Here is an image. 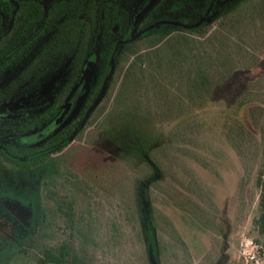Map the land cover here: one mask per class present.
Returning <instances> with one entry per match:
<instances>
[{
  "label": "rangeland",
  "instance_id": "obj_1",
  "mask_svg": "<svg viewBox=\"0 0 264 264\" xmlns=\"http://www.w3.org/2000/svg\"><path fill=\"white\" fill-rule=\"evenodd\" d=\"M165 1L156 0L140 17L142 9L135 13L133 38L156 24H176L155 19L166 10ZM250 5V0H235L230 6L240 18L233 31V24L228 29L225 22L208 20L212 6L221 7L216 0L200 18L209 22L207 38L215 34L205 42L213 62L206 67L210 95L187 119V131L172 133L174 147L154 154L156 169L140 161L124 162L127 138L113 136L105 141L104 132L95 130L121 75L106 99L103 88L102 97L66 147L52 155L62 157L69 170L58 183L62 194L73 201L78 232L71 241L75 248L82 247L80 264H150L149 257L154 264H253L245 262L241 253L249 250L246 242L258 245L255 239L259 240L252 221L257 216V177L264 162V21L252 35L251 27L257 23L240 14ZM225 59L227 67L214 63ZM167 130L156 133L157 144L167 143ZM141 134L145 137L147 131ZM148 212L155 225L154 251L143 233ZM0 216L23 232L30 228V205L3 199ZM54 233L47 245L63 239L60 232ZM257 261L264 264L260 255ZM9 264L34 263L15 255Z\"/></svg>",
  "mask_w": 264,
  "mask_h": 264
},
{
  "label": "trees",
  "instance_id": "obj_2",
  "mask_svg": "<svg viewBox=\"0 0 264 264\" xmlns=\"http://www.w3.org/2000/svg\"><path fill=\"white\" fill-rule=\"evenodd\" d=\"M211 1L166 0V10L155 19L176 24L153 25L133 40L117 46L113 53V72L105 99L109 97L116 79L121 77L95 130L104 132L105 141H111L113 136L115 140L119 136L127 138L124 145H128V150L122 152L123 161L134 164L140 161L150 170L156 169L154 154L166 153L174 147L172 133L186 132L189 126L187 119L202 108L205 98L210 95L206 67L213 62L209 60L205 42L215 34L207 38L209 22H198ZM216 1L221 7L212 6L208 20L213 23L217 20L222 24L225 22L224 26L228 29L233 24V31L240 19L230 10L235 0ZM250 1L249 9H244L240 14L244 18L246 13L248 18L255 20L257 24L251 27L252 35H255L262 29L264 0ZM223 39L227 40L225 36ZM111 50L112 46L107 50L106 60ZM100 57L104 58L103 55ZM227 61L214 63L227 67ZM210 81L212 85V78ZM91 93L97 97L98 88L91 90ZM167 127V143L157 144L156 133ZM142 130L147 131L145 137H142ZM262 141L264 144V129ZM65 147H60L52 155ZM52 155L26 159L14 163V167L5 166L0 159V198L13 199L31 207V225L26 232L0 221V264H9L15 255L28 257L34 264H80L78 254L82 247L79 245L75 248L71 241V235L78 232L75 230L73 201L62 194L58 183L69 170L62 157ZM257 182V216L252 221V227L259 238L255 242L264 252V162ZM136 205L143 209L142 202ZM144 219L147 226L143 231L146 244L154 251L152 226L155 225L150 212ZM54 232H60L63 239L55 245H47ZM85 239L86 236L83 237V244Z\"/></svg>",
  "mask_w": 264,
  "mask_h": 264
},
{
  "label": "flooded vegetation",
  "instance_id": "obj_3",
  "mask_svg": "<svg viewBox=\"0 0 264 264\" xmlns=\"http://www.w3.org/2000/svg\"><path fill=\"white\" fill-rule=\"evenodd\" d=\"M146 1L0 0V159L5 166L51 156L68 144L101 88L109 87L113 53L134 39L133 16ZM96 88L97 97L91 93ZM0 221L8 223L1 216Z\"/></svg>",
  "mask_w": 264,
  "mask_h": 264
},
{
  "label": "built area",
  "instance_id": "obj_4",
  "mask_svg": "<svg viewBox=\"0 0 264 264\" xmlns=\"http://www.w3.org/2000/svg\"><path fill=\"white\" fill-rule=\"evenodd\" d=\"M249 246V250L246 252L242 250L241 257L245 262H250L253 264H261L257 261V255H260L264 258L263 250L258 246L253 244L252 242H246L244 247Z\"/></svg>",
  "mask_w": 264,
  "mask_h": 264
},
{
  "label": "water",
  "instance_id": "obj_5",
  "mask_svg": "<svg viewBox=\"0 0 264 264\" xmlns=\"http://www.w3.org/2000/svg\"><path fill=\"white\" fill-rule=\"evenodd\" d=\"M156 0H150L149 3L139 12L138 17L144 15L146 13V11L149 9V7L155 2ZM202 20L199 21V23ZM198 23V24H199ZM103 95V87L100 90V94L99 97L95 100V102L91 105V107L87 110V112L85 113L84 118L88 115V113L94 108V106L96 105V103L99 101V99L102 97ZM82 123V121H81ZM81 124H79L78 128L75 130V132L67 139V142L74 136V134L78 131V129L80 128ZM149 262L150 264H154L151 257H149Z\"/></svg>",
  "mask_w": 264,
  "mask_h": 264
}]
</instances>
